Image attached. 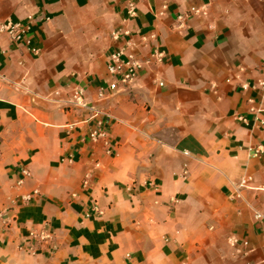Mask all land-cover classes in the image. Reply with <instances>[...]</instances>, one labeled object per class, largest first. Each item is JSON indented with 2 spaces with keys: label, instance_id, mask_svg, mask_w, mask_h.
Instances as JSON below:
<instances>
[{
  "label": "crops",
  "instance_id": "1",
  "mask_svg": "<svg viewBox=\"0 0 264 264\" xmlns=\"http://www.w3.org/2000/svg\"><path fill=\"white\" fill-rule=\"evenodd\" d=\"M27 17L38 55L0 34V264H264V155L248 152L264 125L241 88L264 62V0H0V22ZM118 29L163 59L96 103ZM75 89L112 117L109 154Z\"/></svg>",
  "mask_w": 264,
  "mask_h": 264
},
{
  "label": "built area",
  "instance_id": "2",
  "mask_svg": "<svg viewBox=\"0 0 264 264\" xmlns=\"http://www.w3.org/2000/svg\"><path fill=\"white\" fill-rule=\"evenodd\" d=\"M203 9H191L190 14H200ZM127 16L128 18H133L135 16V11L133 5L127 6ZM32 23V18L27 17L24 23H14L9 20L0 22V34H5L12 42H24L27 46L29 52L36 56L39 50L31 45L30 40L27 39V34L30 30V24ZM112 41L118 46L108 53L106 58V74L108 76V81L105 85H99L95 91V102H101L105 100L108 96L113 95L119 90L128 88L140 74L144 66L146 65H158L161 64L163 55L158 51H152L148 58L144 61H140L135 55V44L132 41L131 33L126 29H118L111 33L110 35ZM162 86V83H159ZM243 91H255L258 97V106H254V101L248 99L247 103L249 105L248 111L253 115V121L256 122L258 126L264 125V120L259 119V115H264V62H262L260 76L255 80L252 85L243 84ZM68 107L70 109H81L85 110L89 114V120L93 123V128L89 130L86 135V140L90 143H101L105 149V153L109 154L108 140H107V126L111 123L112 117L105 111L98 109L92 105L85 103L83 99L82 89H75L68 101ZM237 121L241 123H246V119L237 117ZM248 152L252 158H258L264 155V145H258L253 148H249ZM187 154V153H185ZM22 176H28V171L23 169L21 171ZM21 182L19 181V184ZM251 178L248 176H243L239 179L237 185L235 186L233 198L239 199L241 197V191L250 188ZM87 178L84 180L83 185L87 186ZM256 191L260 193L262 199H264V186L257 187ZM33 194H36L34 192ZM30 196H25L24 200H29ZM5 211L0 209V227L5 229L8 227L6 220ZM253 218L257 222L264 223V215L258 212L253 214ZM29 237L38 244H46L50 241L51 235L40 232L34 233L30 232ZM231 246L237 245L238 241L236 239H229ZM240 246L246 247V243H240ZM28 252L31 254L35 253L33 247L28 248ZM245 264H262L247 262Z\"/></svg>",
  "mask_w": 264,
  "mask_h": 264
}]
</instances>
